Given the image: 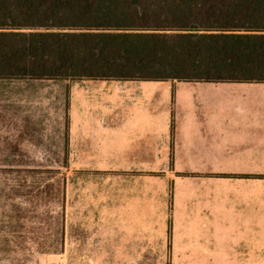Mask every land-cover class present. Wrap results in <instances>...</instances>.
I'll list each match as a JSON object with an SVG mask.
<instances>
[{
    "label": "crops",
    "instance_id": "obj_1",
    "mask_svg": "<svg viewBox=\"0 0 264 264\" xmlns=\"http://www.w3.org/2000/svg\"><path fill=\"white\" fill-rule=\"evenodd\" d=\"M68 109L92 264H264V81L81 77Z\"/></svg>",
    "mask_w": 264,
    "mask_h": 264
},
{
    "label": "trees",
    "instance_id": "obj_2",
    "mask_svg": "<svg viewBox=\"0 0 264 264\" xmlns=\"http://www.w3.org/2000/svg\"><path fill=\"white\" fill-rule=\"evenodd\" d=\"M81 77L264 81V0H0V79Z\"/></svg>",
    "mask_w": 264,
    "mask_h": 264
},
{
    "label": "rangeland",
    "instance_id": "obj_3",
    "mask_svg": "<svg viewBox=\"0 0 264 264\" xmlns=\"http://www.w3.org/2000/svg\"><path fill=\"white\" fill-rule=\"evenodd\" d=\"M68 85L0 79V264H92L105 175L65 166Z\"/></svg>",
    "mask_w": 264,
    "mask_h": 264
}]
</instances>
